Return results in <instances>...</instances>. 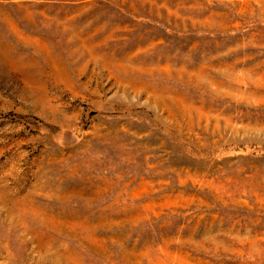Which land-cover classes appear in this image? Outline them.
I'll return each instance as SVG.
<instances>
[{"label":"rangeland","instance_id":"obj_1","mask_svg":"<svg viewBox=\"0 0 264 264\" xmlns=\"http://www.w3.org/2000/svg\"><path fill=\"white\" fill-rule=\"evenodd\" d=\"M0 264H264V0H0Z\"/></svg>","mask_w":264,"mask_h":264}]
</instances>
